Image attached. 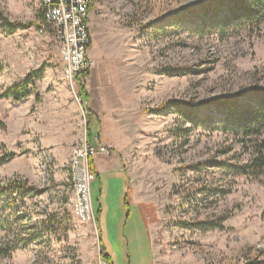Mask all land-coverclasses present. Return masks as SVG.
Masks as SVG:
<instances>
[{"label":"rangeland","instance_id":"1","mask_svg":"<svg viewBox=\"0 0 264 264\" xmlns=\"http://www.w3.org/2000/svg\"><path fill=\"white\" fill-rule=\"evenodd\" d=\"M208 3L91 0V68L75 88L80 92L83 84L88 98L81 96L78 112L83 107L92 135L105 129L114 139L111 155L126 159L127 181L119 185L112 168L102 170L89 189L95 223H83L68 203L64 142L73 136L75 143L84 119L78 113L76 131L65 102L75 100L72 89L59 76V48L51 29L39 28L41 0H0L10 22H33L8 33L0 21V159L12 153L0 163V184L19 179L36 189L17 199V211L0 203V249L6 242L13 248L0 251V264H97L103 247L117 264H146L145 220L154 264L264 260L262 177L216 165L245 163L249 151L222 128L192 126L167 108L172 101L198 109L264 85V22L229 23L223 31L221 23L207 20L202 31L201 14L189 10ZM42 66L45 77L34 81L29 96L15 101L2 95ZM87 101L97 103L101 119L91 115ZM55 102L66 103V110ZM41 133L62 140L58 152L41 146ZM49 215L53 233L43 229L33 239V223Z\"/></svg>","mask_w":264,"mask_h":264},{"label":"trees","instance_id":"2","mask_svg":"<svg viewBox=\"0 0 264 264\" xmlns=\"http://www.w3.org/2000/svg\"><path fill=\"white\" fill-rule=\"evenodd\" d=\"M212 3L217 6L216 9L213 8L214 5L211 6ZM90 6L91 2L89 10ZM219 7H222V9ZM189 11V15L192 16L198 13L201 14L203 19L200 20L201 24L197 27L202 31L206 26L207 20L211 24L221 23L223 31H226V26L229 23L232 24L231 27H236L245 23L259 25L264 22V0H209V3L203 5L200 10L192 9ZM41 14L42 9L38 14L40 21L42 20ZM0 21L7 28L8 33H13L18 27L25 28L33 24V22L23 24L20 22H10L6 17H3L1 12ZM43 66L29 71L21 80L2 91V95L11 97L15 101L29 96L32 92L34 81L42 77ZM79 93L85 99L88 98L87 92L83 89V84ZM36 99L38 100L39 97H36ZM169 104L171 105H168L167 108L170 109L171 107L183 122L187 121L192 126H202L204 128H222V130L233 134L237 138V141L241 143L243 150L249 151V160L242 164H223L218 162L216 165L236 173L252 175L253 177L261 176L264 184V85L241 90L232 98L210 100L198 109H191L189 106L180 105L172 101H169ZM86 130L90 138L92 132L87 127ZM11 154L6 155L10 157ZM6 157H2L0 163H3ZM92 163L93 160L90 162V167L94 171ZM35 191L36 189L27 184L26 181L19 179L8 180L0 184V203L3 201L2 206H10L17 211V199H19L18 203H20L25 197L36 194ZM51 222L53 221L50 215L44 219L36 220L32 227L35 229L29 234L32 235L33 239H38V237H41L39 235L43 229L49 230L47 234L53 233L52 226H50ZM4 223L2 224V228L6 231ZM6 246V248L0 249L4 255L13 249L12 244L9 245L6 242ZM99 252L100 259L107 261L109 264L106 252L102 248ZM248 264H264V260H255Z\"/></svg>","mask_w":264,"mask_h":264},{"label":"built area","instance_id":"3","mask_svg":"<svg viewBox=\"0 0 264 264\" xmlns=\"http://www.w3.org/2000/svg\"><path fill=\"white\" fill-rule=\"evenodd\" d=\"M91 0H41L42 20L40 30L49 27L59 48L62 77L70 85L73 97L82 106L79 92H75L78 80L85 81L91 68L88 57L90 32L88 25L89 5ZM81 107L80 115L84 119V130L73 144L67 162L71 185V205L73 216L80 222L93 221V207L90 195V184L95 179L90 162L98 154L110 155V145L102 142L98 135L90 138L86 130V114ZM97 264H108L99 259Z\"/></svg>","mask_w":264,"mask_h":264},{"label":"crops","instance_id":"4","mask_svg":"<svg viewBox=\"0 0 264 264\" xmlns=\"http://www.w3.org/2000/svg\"><path fill=\"white\" fill-rule=\"evenodd\" d=\"M45 73H46L45 70L42 71V75L44 77H45ZM59 76H60V78H63L62 77V69H61V67H60V70H59ZM64 84L65 85H63V87L64 88L65 87L68 88L67 84L66 83H64ZM61 89L62 88H60V90ZM65 102H67V105H66L67 108L66 109L71 112L70 115L72 117L73 127H74V129L76 131H78L79 130V126L81 125L80 124V120H79V114H78L79 113L78 111H79V106L80 105L77 104L75 102V100L65 101ZM55 103H56L55 104L56 107H58V108L63 107L65 109V104L66 103H62V102H55ZM87 105H88V110H90L92 112V114L91 113L90 114L91 115L94 114V115H97L98 116V114H96V112H95L96 110H98L97 103H93V104L90 105V102L87 101ZM65 110L62 109L61 112H64ZM98 118L101 119L99 116H98ZM94 119L96 120V122H97V120H99L97 118H94ZM102 130L103 131L100 132V129H99L98 132H97L98 136H100L99 139H101L103 142L107 143L108 145H113L114 146V144H116V142L114 141V139H110L109 138V132L108 131H105V129H102ZM40 135H41V138H40L39 141H40L42 147L49 148V150L52 153L58 152L57 145L59 143H62V140L61 139L60 140H52V139L48 138V136H46L45 134H42L41 133ZM73 139L74 138L72 136V137H70V138H68V139L65 140L64 144L66 146H65L64 152L71 154L70 152L72 150V146H73V142H74ZM92 160H93V163L92 164H93V169H94L95 177L99 178L98 177L100 175L99 173L102 170L105 171L107 168H112L114 176H116V177H118L120 179L119 185L121 184V182H124V184H125V182L127 181V174L125 172V170H126L125 164H127V163H125L126 162V159L123 158V157H121L118 152H115L114 151V153H112V155L111 154L110 155L98 154ZM128 194H129V192H128ZM100 210H102V208ZM141 228H142L143 233H144V238L145 239H148V242H149V246H147V249H146V251H147V256H146L147 261H146V264H154L153 262H155V253H154V250H153L151 238H149L150 237V233H149V229H148V225H147V220H145V222L143 223V225L141 226ZM102 249L108 255L107 256V259L109 260V264H117V262L115 261L114 257L111 256L107 252L108 249L106 250L105 247H103ZM127 264H132V263L129 262Z\"/></svg>","mask_w":264,"mask_h":264}]
</instances>
